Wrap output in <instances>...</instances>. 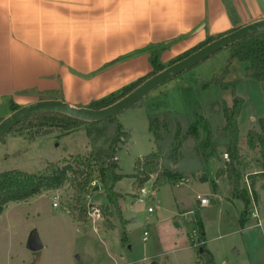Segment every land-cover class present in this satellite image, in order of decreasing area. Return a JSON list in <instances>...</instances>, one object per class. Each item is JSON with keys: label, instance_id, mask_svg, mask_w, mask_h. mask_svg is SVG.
I'll list each match as a JSON object with an SVG mask.
<instances>
[{"label": "rangeland", "instance_id": "374dc122", "mask_svg": "<svg viewBox=\"0 0 264 264\" xmlns=\"http://www.w3.org/2000/svg\"><path fill=\"white\" fill-rule=\"evenodd\" d=\"M227 60L226 50L215 53L177 76L175 79L180 82H174L159 100L155 101L154 94L146 96L145 102L116 116L122 132L127 134V144L123 145V136L115 154L119 172L124 175L132 174L135 159L148 155L158 144L164 159L159 162L158 171L173 174L167 161L171 145L176 133L178 138L187 136L173 171L186 176L189 182L178 179L181 186L168 184L158 191L153 190L150 182L138 200L125 196L120 205L128 220L127 233L119 204L108 205L110 214L107 217L101 214L100 219L92 220L85 215L81 221H75L79 211L74 209L79 171L91 172V183L95 181V186H89L86 205L108 204L98 171L107 163L106 154L115 123L75 125L62 121V125L75 126L66 131L59 128L61 123L52 116H38L6 135L0 141V172L18 170L45 174L49 163L61 167L63 160L71 163L73 172L58 188L43 190L36 198L25 202L9 203L3 210L0 214V264H264V220L262 227L256 226V220L250 215L255 207L264 216L260 156L257 150L248 149L246 135L241 136L247 134V130L258 129V122L253 121L264 117V82L244 78L247 64L234 60L229 75H241L240 81L224 80L225 87L214 85L211 83L213 74L222 71ZM224 91H227L229 105L227 100L221 99ZM233 92L243 101L236 120L240 137L235 165L241 177V194L248 201L246 204L234 193L231 199L232 186L226 178L221 186L216 176L229 160L225 154L228 126L224 107L231 106ZM149 117L165 120L168 124L167 132L163 127L158 130L162 143L154 141L149 131ZM196 130L198 141L193 135ZM88 131L92 133L90 136ZM75 158L82 163L80 166L74 164ZM155 179L156 175L150 177V181ZM215 182L220 186L218 192H214ZM118 188L130 191L127 176ZM203 190H208L213 200L209 207L197 209L193 207L194 196ZM56 195L60 196L59 208L52 207ZM156 202L161 209L148 213L147 209L154 208ZM196 220L204 226L202 233L205 234L199 245L203 244L205 252L199 259L197 247L192 246L188 237L197 230L202 240L194 223ZM111 226L113 231H109ZM144 232L147 233L146 242L142 241ZM33 235L41 245L39 250L29 248ZM198 260L200 262L196 263Z\"/></svg>", "mask_w": 264, "mask_h": 264}, {"label": "crops", "instance_id": "0c3cea01", "mask_svg": "<svg viewBox=\"0 0 264 264\" xmlns=\"http://www.w3.org/2000/svg\"><path fill=\"white\" fill-rule=\"evenodd\" d=\"M261 19L264 0H0V121L12 113L10 102L20 108L39 100H60L87 108L92 101L150 73L152 49L162 47L157 61L166 65L209 38ZM239 76L231 74L225 81L238 82ZM174 82L180 81L174 78L147 96L154 94L155 101L159 100ZM221 93V99L229 105L227 91ZM123 139V145L127 144L126 133ZM158 149L163 162L159 144L151 152ZM116 161L117 173L124 175L119 172L117 156ZM168 163L179 180L189 182L186 176L173 171L178 164ZM133 174L134 171L124 176ZM225 178L217 179L221 183ZM128 179L129 192L118 188L121 180L114 186L115 192L122 195L118 206L125 230L128 220L120 205L125 196L138 200L150 182L157 191L168 184L182 185L177 180L155 188L151 180L136 194L132 188L134 179ZM219 189L215 182L214 192ZM231 194L232 199L233 191ZM198 196H206L210 203L213 200L208 190L197 192L193 204L197 209L207 208L199 206ZM173 200L178 207L177 200ZM154 204L148 213L161 209L157 202ZM253 213L257 214L256 219ZM250 215L259 222L255 225L262 227L264 216L257 208ZM202 232L201 237L205 235ZM196 257L199 259L198 254Z\"/></svg>", "mask_w": 264, "mask_h": 264}, {"label": "trees", "instance_id": "16d2710c", "mask_svg": "<svg viewBox=\"0 0 264 264\" xmlns=\"http://www.w3.org/2000/svg\"><path fill=\"white\" fill-rule=\"evenodd\" d=\"M233 31L234 30L230 31L229 33ZM224 35H221L216 38L207 39L203 43L183 53L182 55L175 58L173 61L169 62L166 65L160 64L157 61L158 54L162 50V47H156L152 49L151 50L152 71L150 73L138 79L134 83H131L130 85H127L119 89L118 91H115L99 100L92 101L87 108L93 110H100L112 105L113 103L117 102L118 100L129 94L132 90H134L136 87H138L148 78L154 76L155 74L162 71L166 67L184 59L188 55L196 52L197 50L204 47L208 43ZM222 50H226L228 52V60L224 64V69L222 71L213 74L211 83H213L214 85L225 87L224 80L229 75L230 65L234 60H237L239 62H245L247 64L245 67L244 78L253 79L258 82H264V32L252 34L248 37H245L239 41L232 43L231 45H229L228 47ZM242 103L243 101L241 100V98L236 96L233 92L231 106L224 107V115L227 122L226 125L228 126L226 129L228 131V135H227L228 145L225 154L229 157V160L224 164L223 169L220 168L218 170L216 176L217 177L225 176L228 182L230 183V185L232 186L233 193L237 197L242 199L243 202L246 204L248 203V201L245 195L241 194V189H240L241 177L235 165L237 163L239 156L238 143L240 137L239 128L236 123V120L238 118ZM9 105L11 107L12 112L19 109L18 106H16L11 102ZM38 116L41 117L52 116L55 120H58L59 123H61L60 125H58L59 128L65 129L66 131L72 130L73 128H75V126L62 125V121H68L75 125L96 124V123H87L84 121L73 119L71 117L59 113L47 112V113H40L30 116L24 119L22 122H20L17 126H19L25 121L30 120L31 118ZM105 121L115 123L114 134L110 142V145L108 147V152L106 154L107 163L105 167L99 169L98 171V178L102 190L104 191L105 196L108 200V204H103L101 206H98V208L100 209L101 214L107 217L110 214L108 205L116 206V204H118L117 200L119 198V195L114 190L115 183L120 181L123 177L126 176L117 173L118 165H117V161L114 160L115 154L118 150L117 145L123 142L122 137L125 135V133L122 132L121 125L117 122L116 117L109 118ZM257 122H258V129L253 128L248 130L245 136V143L249 150L251 151L257 150L260 156L258 162L262 168V173L259 174L264 179V117L259 118ZM16 127L14 129H16ZM160 127H163L164 131L167 132L168 124L166 123L165 120L159 121L156 117H149V131L152 133L154 137V141L157 143H159L161 140L160 138L161 136L159 135V131H158ZM14 129L10 133H12ZM87 134L90 136L92 133L88 131ZM193 135L195 141H198L200 139L197 130ZM186 138H187L186 135L182 136L181 138H178L176 133L174 137V142L171 145L172 149L170 150V153L167 157L168 161L172 165L178 164L180 150ZM160 159H161V155L158 149L156 152H151L148 155L143 156L141 158H137L135 160L134 174L129 175L127 177L134 179L132 188L136 194L142 191L145 184L150 181V177L153 175H156V179L153 184L155 188L161 186L162 184L174 183L179 179L170 172L160 173L158 171L157 167L159 166ZM63 163L64 165L61 167H59L57 164L49 163L48 173L45 174L43 173L29 174L27 172L18 171V170L0 172V214L3 212V210L7 207L9 203L28 201L29 199L40 195L43 190L58 188L59 186L64 184L66 178L68 177V174L70 172H73V169L71 167V163H68L67 160H63ZM74 164L80 166L82 163L75 158ZM86 167L89 168V165L86 164ZM78 177L80 178V181L77 182L78 193L76 195V207L74 209H78L79 211L75 221H81L88 211V207L86 205V196L89 194V188H90L89 184L92 180L91 179L92 173L82 170L79 171ZM136 194L134 196H136ZM91 206L94 205H89V207ZM120 221L123 222L122 217ZM195 222L198 230L202 232L203 231L202 224L199 222V220H196ZM122 234H123L122 237H124L125 235L124 229H122ZM200 249L202 250L201 252ZM196 250L199 257L205 252V249L203 248V244L197 247Z\"/></svg>", "mask_w": 264, "mask_h": 264}, {"label": "water", "instance_id": "95a60500", "mask_svg": "<svg viewBox=\"0 0 264 264\" xmlns=\"http://www.w3.org/2000/svg\"><path fill=\"white\" fill-rule=\"evenodd\" d=\"M260 32H264V19L244 25L229 34L208 43L184 59L173 63L154 76L148 78L117 102L100 110H93L86 107H75L60 100H39L20 107L0 121V141L24 119L40 113H59L87 123H99L109 118L116 117L123 111L138 104L158 87L202 63L220 50L228 47L236 41ZM29 248L31 250H39L41 248L35 235L29 240ZM201 251L202 250L200 249V252Z\"/></svg>", "mask_w": 264, "mask_h": 264}, {"label": "built area", "instance_id": "2783aa9c", "mask_svg": "<svg viewBox=\"0 0 264 264\" xmlns=\"http://www.w3.org/2000/svg\"><path fill=\"white\" fill-rule=\"evenodd\" d=\"M114 160H116V158H114ZM180 184H182V182H180ZM89 185L95 186V181L93 183L90 182ZM197 199L199 200V206L202 208L208 207L210 204V200L206 196H204V197L198 196ZM89 205H91V204L90 203L87 204V207H88V211L86 213L87 219H92V220L100 219L101 211L98 208V206L94 205V206L89 207ZM52 207L53 208L61 207L60 196L56 195L54 197V200L52 202ZM62 208L69 213L68 209L65 206H63ZM152 210H153V208H151V207H149L147 209L148 212H152ZM252 217L256 219L258 216L256 213H253ZM257 224L259 225V222H257ZM198 234H199V232H197V230L192 231V233L190 234L191 242H192L193 246H196V247H198L202 243L200 241V239L198 238ZM146 239H147V233L144 232L143 241H146Z\"/></svg>", "mask_w": 264, "mask_h": 264}]
</instances>
